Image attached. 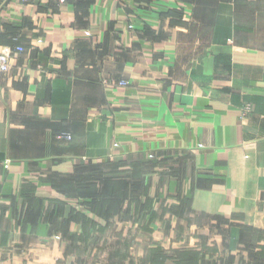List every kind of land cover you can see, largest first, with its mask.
<instances>
[{
	"label": "crops",
	"instance_id": "obj_1",
	"mask_svg": "<svg viewBox=\"0 0 264 264\" xmlns=\"http://www.w3.org/2000/svg\"><path fill=\"white\" fill-rule=\"evenodd\" d=\"M18 45L0 264H264V0H0Z\"/></svg>",
	"mask_w": 264,
	"mask_h": 264
},
{
	"label": "built area",
	"instance_id": "obj_2",
	"mask_svg": "<svg viewBox=\"0 0 264 264\" xmlns=\"http://www.w3.org/2000/svg\"><path fill=\"white\" fill-rule=\"evenodd\" d=\"M26 1V0H23ZM60 3L66 2V0H58ZM25 51L23 46H6L0 50V72L8 73L11 69V61L14 58V54L22 53ZM121 84H126L125 82H121ZM66 139H71V135H64Z\"/></svg>",
	"mask_w": 264,
	"mask_h": 264
},
{
	"label": "rangeland",
	"instance_id": "obj_3",
	"mask_svg": "<svg viewBox=\"0 0 264 264\" xmlns=\"http://www.w3.org/2000/svg\"><path fill=\"white\" fill-rule=\"evenodd\" d=\"M108 168H111V170L108 169L107 173V178H116V177H120V174L118 171H114L115 169L113 167H109L107 166ZM111 181L113 182V180H109L107 179V184H108V190H109V187H110V183ZM117 187H118V190H124V186H123V183H117ZM110 195V194H109ZM113 194L110 195V197L106 200L107 203L111 204V206L114 205L115 203V199L112 197ZM95 252H97L96 254H92V256H98L99 254H102L103 252L101 251V249H97ZM110 254V253H109ZM102 255H105V254H102Z\"/></svg>",
	"mask_w": 264,
	"mask_h": 264
}]
</instances>
